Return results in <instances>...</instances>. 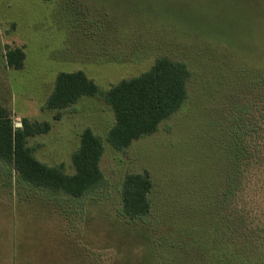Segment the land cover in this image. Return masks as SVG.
<instances>
[{
	"label": "rangeland",
	"instance_id": "1",
	"mask_svg": "<svg viewBox=\"0 0 264 264\" xmlns=\"http://www.w3.org/2000/svg\"><path fill=\"white\" fill-rule=\"evenodd\" d=\"M14 48L21 70L7 66ZM161 57L188 66V98L124 151L106 141L115 115L103 100L84 97L59 121L44 109L60 73L82 71L106 92ZM257 73L264 0H0V102L15 126L52 125L28 139L35 158L73 175L84 129L105 147L104 181L81 199L33 188L0 159V264H264ZM139 173L152 212L129 220L121 186Z\"/></svg>",
	"mask_w": 264,
	"mask_h": 264
},
{
	"label": "trees",
	"instance_id": "2",
	"mask_svg": "<svg viewBox=\"0 0 264 264\" xmlns=\"http://www.w3.org/2000/svg\"><path fill=\"white\" fill-rule=\"evenodd\" d=\"M25 60L22 48L10 49L6 54L7 66L14 70L23 69ZM255 77L258 80L252 83L264 92V73H257ZM189 79L188 66L169 57L159 58L148 72L124 80L106 92L81 71L60 73L44 109L58 112L54 119L60 120L62 111L83 97L103 100L115 115L106 141L114 150L124 151L133 141L156 133L160 124L182 107L188 98ZM255 120L262 121L261 117ZM51 129L49 122H31L27 118L22 120L21 127L15 126L10 110L0 102V159L33 188L73 199L84 198L104 181L100 166L105 153L103 140L90 128L82 131L80 146L72 156L75 174L69 175L63 166L49 167L39 162L34 148L28 145V139L47 134ZM246 144L251 145L252 138L247 137ZM151 190L148 173L126 175L121 186L122 214L129 220L149 216Z\"/></svg>",
	"mask_w": 264,
	"mask_h": 264
},
{
	"label": "crops",
	"instance_id": "3",
	"mask_svg": "<svg viewBox=\"0 0 264 264\" xmlns=\"http://www.w3.org/2000/svg\"><path fill=\"white\" fill-rule=\"evenodd\" d=\"M78 72H79V71H78ZM81 72H82V71H81ZM83 73H84V72H83ZM84 74H85V73H84ZM85 75H86V74H85ZM90 80H91V79H90ZM83 98H84V97H83ZM83 98H82L81 100H83ZM81 100H80V101H81ZM73 107H74V106H73ZM61 115H62V114H61ZM55 121H59V120H55ZM92 131H93V130H92ZM79 141H80V136H79ZM79 146H80V144H79ZM79 146H78V147H79Z\"/></svg>",
	"mask_w": 264,
	"mask_h": 264
},
{
	"label": "water",
	"instance_id": "4",
	"mask_svg": "<svg viewBox=\"0 0 264 264\" xmlns=\"http://www.w3.org/2000/svg\"><path fill=\"white\" fill-rule=\"evenodd\" d=\"M17 127H21V125L19 126V125H16Z\"/></svg>",
	"mask_w": 264,
	"mask_h": 264
}]
</instances>
